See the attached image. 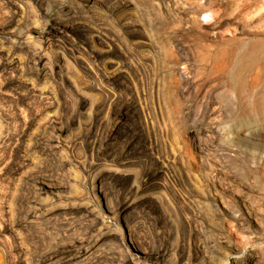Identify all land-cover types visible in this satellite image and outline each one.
<instances>
[{"label":"rangeland","instance_id":"obj_1","mask_svg":"<svg viewBox=\"0 0 264 264\" xmlns=\"http://www.w3.org/2000/svg\"><path fill=\"white\" fill-rule=\"evenodd\" d=\"M206 1L0 0V264H264V120L205 114Z\"/></svg>","mask_w":264,"mask_h":264},{"label":"bare ground","instance_id":"obj_2","mask_svg":"<svg viewBox=\"0 0 264 264\" xmlns=\"http://www.w3.org/2000/svg\"><path fill=\"white\" fill-rule=\"evenodd\" d=\"M215 6L221 9L212 14ZM209 10L205 16L212 17L213 23L203 28L212 37L217 38L224 26H235L234 36L221 39L226 46L208 55L223 86L220 92L214 91L215 96L212 92L205 114L235 118L236 125L228 130L238 135L244 126L264 120V0H208L201 11ZM253 178L247 176L248 180Z\"/></svg>","mask_w":264,"mask_h":264}]
</instances>
